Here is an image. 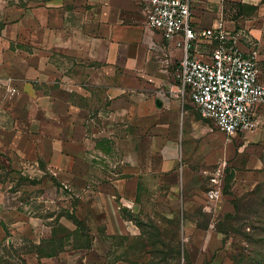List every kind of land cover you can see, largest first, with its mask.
Listing matches in <instances>:
<instances>
[{"label":"rangeland","instance_id":"1","mask_svg":"<svg viewBox=\"0 0 264 264\" xmlns=\"http://www.w3.org/2000/svg\"><path fill=\"white\" fill-rule=\"evenodd\" d=\"M50 1L0 0L6 81L17 70V10ZM196 1L232 28L264 37V0ZM151 33L152 68L127 74L131 88L120 68L98 64L107 84L51 105L58 113L53 143L27 127L31 112L44 121L45 102L36 112L35 101H14L7 90L0 101V264H264V114L252 133L219 132L189 93L183 99L178 92L182 49ZM63 123L76 136L58 137ZM19 132L31 135L28 144ZM148 137L153 170L138 175L135 202H127L124 171L142 164L138 145Z\"/></svg>","mask_w":264,"mask_h":264},{"label":"crops","instance_id":"2","mask_svg":"<svg viewBox=\"0 0 264 264\" xmlns=\"http://www.w3.org/2000/svg\"><path fill=\"white\" fill-rule=\"evenodd\" d=\"M144 7L141 0H52L43 8L17 10V70H14L13 79L6 81L9 74L0 67V82L4 84V87L0 85V101H6V86L17 89L14 101H35L36 112L41 105L39 103L44 101L45 111H41L44 112V121L31 112L26 118L29 122L27 127L53 143V117L58 113L51 105L55 101H69L72 91L89 97L90 94L85 90L87 85L102 87L107 84L102 79L103 70L98 64L120 68L123 73L122 84L126 89L131 88L128 86L131 81L127 74L152 68L149 47L153 41L151 31H155L147 25ZM206 7L204 3L193 0L192 24L195 29L217 27L219 24L229 30L237 29L236 25L232 28V22L216 18L219 14L206 11ZM248 34L257 42L260 70L264 74V37L258 30ZM55 57L66 64L72 61L73 66L65 69L64 65L54 60ZM39 85L42 88H37ZM66 113L67 110L59 111L58 120ZM263 114L264 106L257 112V124ZM111 119L106 120L112 122ZM59 126L56 132L58 137L69 139L75 133L69 127L65 129L64 123ZM192 126L197 128L196 123ZM82 131L85 135V131ZM24 137H27L28 144L30 134L24 136L19 132L17 135V139ZM151 140V137L145 138L138 145L144 160L142 164L136 168L127 167V171H124L127 202H135L133 198L136 199L138 191V175L153 170V165L150 163L147 168L146 163V155L150 153L146 144Z\"/></svg>","mask_w":264,"mask_h":264},{"label":"built area","instance_id":"3","mask_svg":"<svg viewBox=\"0 0 264 264\" xmlns=\"http://www.w3.org/2000/svg\"><path fill=\"white\" fill-rule=\"evenodd\" d=\"M147 25L164 41L182 49L178 92L201 117L228 137L252 133L264 106V74L260 52L244 29L222 24L197 30L192 24L193 0H141ZM12 95L17 89L8 88ZM219 198L218 191L210 199Z\"/></svg>","mask_w":264,"mask_h":264},{"label":"trees","instance_id":"4","mask_svg":"<svg viewBox=\"0 0 264 264\" xmlns=\"http://www.w3.org/2000/svg\"><path fill=\"white\" fill-rule=\"evenodd\" d=\"M199 112V111H198ZM200 114V113H199Z\"/></svg>","mask_w":264,"mask_h":264}]
</instances>
